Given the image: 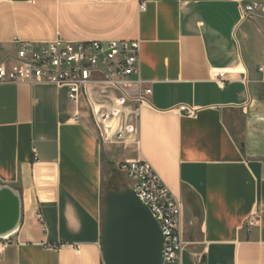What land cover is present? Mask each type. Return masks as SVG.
<instances>
[{
    "label": "crops",
    "instance_id": "crops-1",
    "mask_svg": "<svg viewBox=\"0 0 264 264\" xmlns=\"http://www.w3.org/2000/svg\"><path fill=\"white\" fill-rule=\"evenodd\" d=\"M253 1L0 0V59L22 40H139L151 88L116 140L86 99L75 119L66 88L0 83V184L23 201L0 264H105V195L131 188L126 159L149 161L179 201L183 264H264V16L240 11Z\"/></svg>",
    "mask_w": 264,
    "mask_h": 264
},
{
    "label": "built area",
    "instance_id": "built-area-1",
    "mask_svg": "<svg viewBox=\"0 0 264 264\" xmlns=\"http://www.w3.org/2000/svg\"><path fill=\"white\" fill-rule=\"evenodd\" d=\"M140 9H146L144 2ZM240 11L244 17L264 16V3H244ZM140 55L139 40L70 41L60 36L48 42L22 40L15 55L0 59V83H47L66 88L69 100L78 107L75 119L80 117L79 108L86 99L103 137L123 140L133 130L132 119L140 116L151 93L140 75ZM214 75L222 85L224 72L216 71ZM91 89L95 90L97 103L90 95ZM115 92L117 97H113ZM107 101L111 106L105 108ZM118 170L131 179V188L160 222L165 244L163 264H183L185 243L177 198L149 161L126 159L118 164Z\"/></svg>",
    "mask_w": 264,
    "mask_h": 264
},
{
    "label": "water",
    "instance_id": "water-1",
    "mask_svg": "<svg viewBox=\"0 0 264 264\" xmlns=\"http://www.w3.org/2000/svg\"><path fill=\"white\" fill-rule=\"evenodd\" d=\"M23 218L21 192L0 184V239L9 240ZM105 264H163L164 235L160 222L132 188L105 195L103 220Z\"/></svg>",
    "mask_w": 264,
    "mask_h": 264
},
{
    "label": "rangeland",
    "instance_id": "rangeland-1",
    "mask_svg": "<svg viewBox=\"0 0 264 264\" xmlns=\"http://www.w3.org/2000/svg\"><path fill=\"white\" fill-rule=\"evenodd\" d=\"M130 180V179H129Z\"/></svg>",
    "mask_w": 264,
    "mask_h": 264
}]
</instances>
